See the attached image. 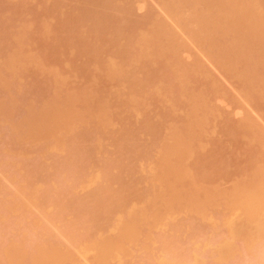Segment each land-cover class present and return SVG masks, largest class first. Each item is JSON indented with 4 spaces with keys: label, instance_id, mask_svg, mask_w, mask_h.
<instances>
[{
    "label": "rangeland",
    "instance_id": "obj_1",
    "mask_svg": "<svg viewBox=\"0 0 264 264\" xmlns=\"http://www.w3.org/2000/svg\"><path fill=\"white\" fill-rule=\"evenodd\" d=\"M56 1L57 5L55 4ZM79 1L80 3H78ZM103 1H107L112 8L109 7V5L107 7V4H104L105 2L103 3ZM163 1L164 0H0V32H2V34L0 33V264H43L44 259H48L47 261L44 260V264H57L59 260L63 264H264V99L252 97V90L247 91L249 89H253V91L256 89L257 91L259 88H262L260 86H264V73L262 74V71H250L249 75H246V77H248L247 82L249 81V83L246 82V84H248L250 88L247 87L249 89L246 90V85L244 87V84L238 79V73L237 76L231 74L228 71L229 69H227L229 66L227 68L224 67L226 64L225 62L223 64V60L221 62V64H223L222 66L219 64V61V63L216 62L217 60L214 58L216 57L215 55L218 54V50L210 47L212 43L206 39L207 42L203 44L205 40H203L204 42L202 41V36L205 32L203 33L202 30L201 32L203 34L198 33L203 25H198L199 22H192L194 20L191 19L194 16L191 15L199 11V8H197L198 4L196 5L193 0H187L188 3L191 2L192 4H188L185 2L186 0H183L185 4L187 3L185 5L181 0L180 3L182 2L185 5L183 6V4H181V8L185 7L184 9L186 11H183L184 9H179L182 10V15L176 16L174 11L169 12L165 8L164 2L167 1V3H169L171 0L169 2L168 0ZM90 2L93 4H90ZM98 2L99 5L103 3V6H98ZM94 3H96L97 6ZM73 4L76 6L74 7ZM169 4L166 5L168 8H170ZM192 5L196 8L194 9ZM188 6L192 7L187 9L186 7ZM75 8L77 10L78 8L80 9L76 11ZM85 8L91 9L92 14L94 13L91 15L90 12L92 16L90 17V23L89 19L85 18L84 15L82 16L81 13V9ZM170 9L173 10L174 8L171 6ZM193 9L195 11L197 9V12ZM204 9L205 8H203V10ZM71 10L77 13L72 14L73 12H71ZM130 10L131 12H129ZM188 11H191L192 14H190V12L188 13L191 17L187 14ZM104 13L106 15L102 16ZM107 13L115 17L111 19L112 24H110V21H107L109 18L107 20L105 19L109 16ZM94 15L96 19L99 18L103 21L101 22L97 19L96 22L92 23L91 18L96 20ZM152 15L157 16L151 19ZM82 17L86 20H82ZM188 17V21L184 20V22H182L184 18L186 19ZM122 18L124 20L127 19L125 21L126 23L128 21L132 22L131 24H137L138 22L141 24L143 22L142 27L146 28H140L141 25H138L139 27H137L139 29L133 27L135 30L132 29V33L130 29L128 30L123 27L125 22ZM153 19L155 21L160 20V23L157 22L159 25H161V23L162 25L166 24L164 28L161 27L167 29L165 32L166 34L164 33L162 38L160 36V34H163V32L160 33L162 29L160 28L159 36H157L158 33L154 30L155 33H157L155 35L157 36L155 40H158L154 43H158L163 39V42L168 44L167 49L172 45L173 48H170L169 50L171 51H168L165 49L166 47H162L164 50L160 47L157 51L159 60H152V62L148 57L156 55L155 51L157 49L154 51V49H151L152 46H149L151 50L148 49V52L145 54L146 51H144V48L148 47V44L143 46L142 43H145L144 40L147 38L146 34L154 36L153 33H150V31L153 32L154 26L157 24L155 21H152ZM104 20L105 24H103ZM66 21L72 22L71 24L73 26L68 24V22L65 26L64 22ZM189 21H191V23ZM97 22L100 23V25ZM181 22L186 29L181 25ZM93 26L96 27V29H94ZM111 26L113 28H110ZM194 26L196 28H194ZM228 27L224 29L226 32L228 31ZM204 28L207 29L206 26H204ZM155 29L157 30V27H155ZM190 29H194L195 34L194 30L191 32ZM76 30L80 35L76 34ZM114 31H116V33H114ZM126 31H130L131 33H127ZM205 31L210 30L208 28ZM212 31L215 32L213 29ZM212 31H210L211 34ZM99 32L100 34L98 35ZM104 32L106 35H104ZM246 32L247 30L243 32V34ZM73 33L80 37L82 36L83 39L86 38V40H90L88 42L83 40L86 42L84 44L83 41H81L82 38L80 39L79 37L80 43L77 37L78 41L74 38V42L71 43L72 39H70L69 42V37ZM247 33H249V35L251 34L250 31ZM247 33L246 35L249 36ZM119 34L122 35L119 36ZM197 34L202 42L199 37H197ZM200 34L202 36H200ZM170 35H173L172 39ZM135 36L140 40H136ZM158 37L161 39H158ZM178 38L179 41L177 40ZM194 38H198L197 41ZM209 38H211V36H209ZM148 39L150 40V37L147 38V41L150 42ZM91 40L96 43L94 44L96 50L92 51L93 53L90 51L91 54H87V52H85V47L86 44H92L90 42ZM117 40H119L120 43L124 42L126 45L124 43L123 45H125L126 48L128 45L129 47L135 45L133 50L135 49L136 53H129L131 55L124 53L123 55V53L120 54L117 52V46H119V44H115L119 42ZM172 41L173 44H169L172 43ZM181 43L185 46H180L182 45ZM210 43L211 45H209ZM162 44L163 43H161V45ZM136 45L140 46H138L139 49H137ZM179 47L182 48L180 49ZM161 49L164 52L161 51ZM140 50L144 52L143 54H145L144 56L146 58ZM138 51L141 53V56L137 54ZM148 53L150 54L148 55ZM166 53H169V55ZM132 55L138 58L135 59ZM176 55H179V58ZM130 56L133 58L131 62H129ZM158 56L156 58H158ZM179 59H181L184 65L186 64V67L188 66L191 68V70H189L190 75L186 72V76H183L185 75L184 70L186 68L182 65L183 63H179ZM113 61H117L115 63L117 64L115 66L119 65L117 68L121 66L120 68L124 70L118 69V73L120 70V75L118 74L120 80L110 77L116 75L117 72L110 75L109 72L106 71V69L108 71L113 69ZM127 62L133 64V66L131 64L128 65ZM144 62L146 65H143ZM170 62L171 64L177 65L176 69H178V72L181 70L178 73L180 77L174 76L172 71L175 68L172 71L168 68L170 72H167L165 66H170ZM107 64H109V66ZM140 65H143V68L145 66V68L142 69ZM229 65H231V63ZM240 65L233 66L238 70L243 68V66L241 67ZM171 67L174 66L171 65ZM115 68L116 67H114V71ZM138 68L140 69L137 70ZM234 68L232 67V69ZM141 69L144 71V76L141 73ZM171 72L173 74H170ZM233 72L236 71L233 70ZM162 73H164L163 76ZM124 75L125 77L128 76L127 79H129V75H131L130 78L132 79L133 75V80H128L127 83V80L124 81ZM135 75L139 78V82L136 83L139 84L138 86H136L134 82L138 80L135 78ZM171 75L174 78H172ZM158 79L160 82H158ZM141 82L146 89L143 88L144 86ZM176 84L177 87L180 86L177 89ZM157 86L159 88H157ZM137 87H139L140 91L137 90ZM84 89L87 90L86 93L89 91V96L90 92L93 94L90 100L84 97L87 94L81 95L83 91H85ZM247 92L249 93L248 95ZM243 94L245 95L243 96ZM251 94L252 96H249ZM80 95L86 98L88 102H91L87 103V101H84L85 99L83 97L84 100H82ZM100 101H103V103H100ZM91 103L95 107H92ZM11 104H13L14 107L13 105L8 106ZM190 105L193 108L190 107ZM62 106L67 109L64 110L69 114L70 119L68 115H66V117L62 116V118L52 115L62 109ZM31 109L32 111H29ZM64 110L58 112L63 114ZM90 111H93V114ZM166 111L167 115H165ZM33 113L36 115H33ZM26 114L27 116L30 115L29 118L32 119V122H35V128L36 125H39L38 122L36 124V121H38L36 119L41 115L42 117L40 116L41 118H39V120H46L44 122L45 125L47 124L44 126L45 129L42 130V124L40 125V130L42 131L38 130L36 131L37 133H34L36 130L34 128L35 130H32V133L30 129L33 128L32 125H34V123H31L32 125L30 124V128L26 127L28 125L24 126L22 124L27 121L23 120ZM60 114L58 113V115ZM171 114H174V116H169ZM27 116L26 118H28ZM34 116H36V119ZM63 118L64 120L66 119L65 122ZM28 120L29 123L30 119ZM43 121L41 123H43ZM56 135L59 137V140ZM121 140H126V142L120 143ZM67 144L70 145V147L68 146L66 148ZM167 147L169 149H167ZM170 149L174 150L173 153L169 151L172 155L168 153ZM196 155H199V157ZM204 155L206 156L204 157ZM113 157L115 159H113ZM200 159L202 161H200ZM204 160L207 161L206 164L209 166L206 170L210 168L207 173L205 172L206 170L203 169V173V171H200L202 169L197 167L198 163H201V167L202 165L204 166ZM167 163L169 164L167 165ZM192 163H196L197 166L196 164L195 166L194 164L192 165ZM158 165L160 166L157 167ZM176 165H178L177 167L179 169H175ZM187 169H189V171ZM167 170L172 172H174V170H179V173L174 172L175 174L170 172L171 175H176V178L172 177L171 180L174 181L171 184H173L172 186L175 189L179 187L178 190H185H183L184 192H182V190L179 191L182 193L179 194V202L176 203L172 201L175 203L173 204L176 208H174L173 204H170L173 208L166 206V202H168L169 205L170 201L167 200H169V196H171L166 193H169L170 187H172L170 183L168 184L170 187L167 186L169 190L165 187L167 185L166 183L170 181L168 178L171 177L169 173H165ZM196 171L202 174H197ZM205 174H208V176ZM163 175L165 178L166 175L169 176L167 179L161 181V179H164ZM201 175L205 177L203 178ZM159 176H161L160 179ZM118 178L121 179L117 180ZM116 181L118 182L116 183ZM259 182L261 183L259 184ZM108 183H111V185ZM125 183L127 187H125ZM103 184L107 186L109 191L100 189L105 187ZM123 185H125V188L121 189ZM97 186H99L98 191ZM104 189H106V187ZM191 190H193L194 195L198 191L197 196L195 195L197 198L194 197L196 200L200 198L198 201L193 200V202L196 201V205L194 203L195 206H189V203L186 202L190 199H187V197L185 198V196H188L187 194L191 193ZM134 191L135 193H133ZM97 192H99V198L94 197V195L92 198L91 194H98ZM103 194L105 195L103 196ZM113 194L117 197L119 195L121 196L117 198V203L120 201L121 204L119 203V205H117L116 203V205L113 204L112 207V202L110 201L114 199ZM181 197L184 199H181ZM96 198L97 200L95 201ZM236 198H238V200H235ZM81 201H83L84 205ZM98 201H100V203ZM193 202L190 203L193 204ZM230 202H232V204ZM85 204L87 205L85 206ZM198 204H200V206ZM82 205L83 207L81 208ZM95 205H97V207ZM105 206H107V208ZM100 207L102 211L99 209ZM166 207L170 208V210H166ZM160 211L162 212V216L159 215ZM147 213L149 214L147 215ZM133 217L137 220L135 218L133 219ZM98 219L99 221H97ZM137 221L140 226L137 227L140 228V230L136 227L133 228V230L138 229L139 233L136 232L138 230L133 231L129 229V231H132V234L129 233L128 236L131 238V235L135 233L134 236L137 235V237H139L134 238L133 236L134 240L132 238L128 240L125 232L122 231L125 227L123 228L121 226L122 224L127 226L124 223L129 222L128 224H131ZM175 222L177 223L175 224ZM94 229H97V232H94ZM120 234L122 236L125 235L123 236L126 237L125 241V238ZM113 241L122 248H119L114 242L113 244L118 249L114 250V248H112V250L111 247L113 245L111 243ZM104 243L107 245L106 247L110 249H107ZM45 248H47L48 251L50 249V253L55 251L54 254L50 256V259H52V256L56 255L53 257L54 259H49L47 253L49 255L50 253L48 251L46 252ZM103 248L104 251L102 250ZM101 250L104 253H101L102 255H106V253H108V255H106V258L104 257L105 261L103 262L102 259L100 263L98 260L100 261L101 259ZM107 250H110V252L112 251V253L109 254ZM67 252L68 256L66 254ZM42 255H45L46 258ZM107 256H109V258ZM60 262L58 264H61Z\"/></svg>",
    "mask_w": 264,
    "mask_h": 264
},
{
    "label": "bare ground",
    "instance_id": "obj_2",
    "mask_svg": "<svg viewBox=\"0 0 264 264\" xmlns=\"http://www.w3.org/2000/svg\"><path fill=\"white\" fill-rule=\"evenodd\" d=\"M62 1H63V0H62ZM69 1H70V0H69ZM73 1H74V0H73ZM77 1H78V0H77ZM86 1H87V0H86ZM90 1H91V0H90ZM99 1H100V0H99ZM164 1H165V0H164ZM164 1H163V2H164ZM169 1H170V0H168V2H169ZM180 1H181V0H173V1L171 0V1L169 2L170 4L167 3V1H165V2H164V3H165V8H166L169 12H170V11H171V12L174 11V12L176 13V16H181V15H182V12H181L182 10H179V9H184L185 7H184V8H181V7H182L181 4H183L184 2H183V0H182L183 3H182V2L180 3ZM190 1H191V0H190ZM194 1H195V2H194ZM20 2H21V1H20ZM71 2H72V1H71ZM94 2H95V1H94ZM104 2H105V1H103V3H104ZM178 2H179V3H178ZM185 2H187V0H186ZM193 2H194L196 5L198 4L197 8H199V11L197 12V9H196V11L194 10L196 7H194L195 5L193 4V5H194V6L192 5V6L194 7L193 10H194L195 12H197V13L193 12V13H195V14H192L191 11H188L187 14L190 12V14H192L191 16L194 15V16L191 18V19L194 20V21H192V20L190 19L192 22H196V23L199 22L198 25H201V24L203 25V27H202V29L200 30V32H198V33H202V32L204 33V32H205V34H204L203 36L200 34V36L203 37V38H202V41L205 40V42L203 41V42H204L203 44H205V43L207 42V40H209V41L212 43V45H213V46H212L211 43H210V44H209V45H211L210 47H212L213 49H217V50H218V54H217V51H216V54H217V55H215L216 57H215V56H214L215 58L213 57L215 60H217L216 62L219 61L220 63H219V62H218V63H219L221 66H222V65L224 64V62H225L226 65H224V67L227 68V67L229 66V68H227V69H229L228 71H229L231 74H233V75L235 74V76H237V75L239 74V75H238V76H239L238 79H240V81L244 84V87H245V85H246V90L249 89L250 87L248 86V84H246V82H247V80H248V79H247L248 77H246V75H247V74L249 75L250 71H252V72H255V71L260 72V71H262L261 73H262V74L264 73V0H193ZM56 3H57V1L55 2V4H56ZM61 3H62V2H61ZM78 3H80V1H79ZM87 3H88V2H87ZM91 3H92V2H90V4H91ZM96 3H97V2H96ZM96 3H94V4L96 5ZM103 3H102V5H99V2H98V6H103ZM166 3L170 5V6L168 5L170 8H171V6H172L174 9L171 10L170 8H168V7L166 6V5H167ZM187 3H188V2H187ZM187 3H186V4H187ZM190 3H191V2H190ZM190 3H188V4H190ZM92 4H93V3H92ZM104 4H107V7H108V5H109V4L107 3V1H106ZM125 4H126V3H125ZM184 4H185V3H184ZM184 4H183V6L186 5V4H185V5H184ZM191 4H192V3H191ZM56 5H57V4H56ZM68 5H69V4H68ZM73 5H74V4H73ZM87 5H88V4H87ZM95 5H94V6H95ZM162 5H163V4H162ZM179 5H180V6H179ZM200 5H201V8H200ZM75 6H76V5H74V7H75ZM77 6H78V5H77ZM96 6H97V5H96ZM104 6H106V5H104ZM123 6H124V5H123ZM128 6H129V5H128ZM192 6H190V7H192ZM64 7H65V6H64ZM71 7H72V6H71ZM78 7H79V6H78ZM86 7H87V6H86ZM91 7H92V6H91ZM107 7H106V8H107ZM109 7H111V6L109 5ZM190 7L188 6V7H186V8H187V9H188V8L190 9ZM48 8H49V7H48ZM82 8H83V7H82ZM93 8H94V7H93ZM111 8H112V7H111ZM126 8H127V7H126ZM129 8H130V7H129ZM203 8H205V9L203 10ZM51 9H52V8H51ZM55 9H56V8H55ZM55 9H54V10H55ZM73 9H74V8H73ZM79 9H80V8H78V10H77V9L75 8L76 11H79ZM94 9H96V8H94ZM120 9H121V8H120ZM48 10H49V9H48ZM81 10H82V11H81L82 16L84 15L85 18L89 19V23H90V22H91V21H90V17H92L91 15H93L94 13L92 14L91 9L89 10V9H86V8H85V9H81ZM108 10H109V8H108ZM202 10H203V11H202ZM46 11H47V10H46ZM68 11H69V10H68ZM165 11H166V10H165ZM177 11H179V12H177ZM183 11H186V10L184 9ZM71 12H73V10H71ZM90 12H91V15H90ZM94 12H95V11H94ZM96 12H97V10H96ZM110 12H111V11H110ZM121 12H123V11H121ZM129 12H131V10H130ZM174 12H173V13H174ZM46 13H47V12H46ZM74 13H77V12L74 11L72 14H74ZM173 13H172V14H173ZM178 13H179V14H178ZM48 14H49V12H48ZM50 14H52V13H50ZM79 14H80V13H79ZM98 14H99V13H98ZM107 14L109 15V13H107ZM124 14H125V12H124ZM126 14H127V13H126ZM148 14H149V13H148ZM154 14H155V13H154ZM180 14H181V15H180ZM183 14H184V13H183ZM190 14H188L189 17H191ZM196 14H197V15H196ZM95 15H96V14H95ZM95 15H94V17H95ZM105 15H106L105 13L102 14V16H105ZM127 15H128V14H127ZM195 15H196V16H195ZM12 16H13V14H12ZM76 16H77V15H76ZM102 16H101V17H102ZM114 16H115V15H114ZM119 16H123V15H119ZM119 16H118V17H119ZM135 16H136V15H135ZM147 16H148V15H147ZM156 16H157V15H156ZM156 16H153V15H152V16H151V19L154 18V17H156ZM97 17H100V16H97ZM125 17H127V16H125ZM137 17H138V16H137ZM173 17H174V16H173ZM186 17H187V16H186ZM189 17L186 18V19L184 18L183 21L180 20V19H179V20L182 21V22H184V20H187V21H188V20H189ZM46 18H47V17H46ZM108 18H109V19H108ZM113 18H115V17H113V15L110 14V15L107 16V18H105V19H106V20L108 19L107 21H110V24H112V23H111V19H113ZM180 18H181V17H180ZM68 19H69V18H68ZM83 19H84V18L82 17V20H83ZM95 19H96V17H95ZM97 19H98V21H101L99 18H97ZM97 19L94 20L93 18H91L92 23H93V22H96ZM128 19H129V18H128ZM140 19H141V18H140ZM148 19H149V18H148ZM151 19H149V20H151ZM181 19H182V18H181ZM1 20H2V19H1ZM10 20H11V19H10ZM69 20H70V19H69ZM84 20H86V19H84ZM114 20H115V19H114ZM122 20H124V19L122 18ZM126 20H127V19H126ZM126 20H124V22H125ZM132 20H133V19H132ZM175 20H176V18H175ZM40 21H41V20H40ZM70 21H71V20H70ZM102 21H103V20H102ZM102 21H101V22H102ZM107 21H106V23H107ZM130 21H131V20H130ZM146 21H148V20H146ZM152 21H155V20L153 19ZM159 21H160V20H159ZM159 21H155V22L157 23V22H159ZM191 21H189V22L191 23ZM0 22H1V21H0ZM2 22H3V21H2ZM67 22H68V21L64 22V23H65V26L67 25ZM77 22H78V21H77ZM84 22H85V21H84ZM113 22H114V21H113ZM155 22H154V23H155ZM178 22H179V21H178ZM182 22H181V25H182ZM71 23H72V22H68V24H71ZM97 23H98V22H97ZM97 23H96V24H97ZM125 23H126V22H125ZM125 23H124V26H123V27H124L125 29H128V30L130 29L131 32H132V29L135 30V28L137 29V28L139 27L138 25H141V26H140V28H141L143 22H142L141 24H139V22H138L137 24L135 23L136 25H135V24H131L132 22H129V21H128L126 24H125ZM159 23H160V22H159ZM159 23H157V24L154 26L153 32L150 31V33H151V34L153 33L154 36H152V35L149 36L148 34H146V35H147V38L150 37V40L148 39L150 42H148V41H147V38H146V39L144 40L145 43H142L143 46H144L145 44H148V45H147L148 47H145V48H144V49H145L144 51H146L145 54L148 52L147 50H148L151 46H152L151 49H154V51H155V49H157V50L155 51V52H156V55H153V56L151 55L152 57H151V56L148 57V59L151 60V61H152V60L155 61V60H157V59L159 60V56L157 55V51H158V49H160V47L162 48L163 46H164L163 48L166 47L165 49H167V46H168V44H165V43L163 42V39H161V38L164 36V33L167 31L166 28L163 29L164 26H165L166 24H163V25H162V23H161V25H159ZM176 23H177V22H176ZM19 24H20V23H19ZM52 24H53V23H52ZM62 24H63V22H62ZM73 24H74V23H73ZM96 24H95V25H96ZM98 24L100 25V23H98ZM103 24H105V20H104ZM147 24H148V23H147ZM71 25H72V24H71ZM71 25H68V26H71ZM92 25H93V24H92ZM107 25H108V24H107ZM120 25H121V24H120ZM122 25H123V23H122ZM144 25H145V24H144ZM157 25H159V26H157ZM186 25H187V22H186ZM188 25H189V23H188ZM191 25H192V24H191ZM194 25H195V24H194ZM232 25H233V26H232ZM5 26H6V25H5ZM5 26H4V28H5ZM8 26H9V25H8ZM59 26H60V25H59ZM72 26H73V25H72ZM75 26H76V25H75ZM108 26H109V25H108ZM137 26H138V27H137ZM161 26H162L163 28H162ZM182 26L184 27V25H182ZM189 26H190V25H189ZM189 26H188V28H189ZM196 26H197V25H196ZM204 26H206L207 29L209 28L210 31H212V29L215 30V32L212 31V34H211L210 31H205V30H207V29L204 28ZM228 26H229V27H228ZM0 27H1V26H0ZM15 27H16V26H15ZM91 27H92V26H91ZM97 27H98V26H97ZM105 27H106V25H105ZM133 27H135V28H133ZM155 27H157V30L155 29ZM166 27H167V26H166ZM227 27H228V29H227L228 31L226 32L224 29L227 28ZM6 28H7V27H6ZM69 28H70V27H69ZM93 28L96 29V27H94V26H93ZM93 28H92V29H93ZM103 28H104V27H103ZM110 28H113V27L111 26ZM110 28H109V29H110ZM142 28H143V27H142ZM145 28H146V27H145ZM145 28H143V29H145ZM160 28L162 29L161 32H160ZM184 28H185V27H184ZM188 28H187V29H188ZM194 28H196V27L194 26ZM203 28H204V29H203ZM222 28H223V29H222ZM71 29H72V28H71ZM138 29H139V28H138ZM143 29H141V30H143ZM158 29H159V30H158ZM169 29H170V28H169ZM185 29H186V28H185ZM198 29H199V28H198ZM8 30H9V28H8ZM8 30H7V31H8ZM74 30H75V29H74ZM134 30H133V31H134ZM154 30L158 33L157 36H159V34L163 32V34H160L161 38L158 37V39L160 38L161 40H160L158 43L156 42L157 44L154 43L155 41H158V40H155V39L157 38V36H155L157 33H155ZM163 30H165V31H163ZM170 30H171V29H170ZM188 30H189V29H188ZM190 30H191V29H190ZM192 30H194V29H192ZM192 30H191V32H193ZM202 30H203V31H202ZM216 30H217V31H216ZM222 30H224L225 32H224V31L221 32ZM231 30H232V31H231ZM246 30H247V32L250 31V33H251L250 35H251V36H250L249 33H247V32H246V33H247L249 36H247L246 33L243 34V32H245ZM4 31H5V30H4ZM21 31H22V30H21ZM95 31H96V30H95ZM95 31H93V32H95ZM98 31H99V29H98ZM103 31H104V30H103ZM111 31H112V30H111ZM136 31H137V30H136ZM136 31H135V32H136ZM171 31H172V30H171ZM171 31H170V32H171ZM185 31H186V30H185ZM201 31H202V32H201ZM28 32H29V31H28ZM73 32H74V31H73ZM76 32H77V30H76ZM93 32H92V33H93ZM121 32H122V31H121ZM126 32H127V31H126ZM128 32L131 33L130 31H128ZM128 32H127V33H128ZM159 32H160V33H159ZM170 32H168V33H170ZM189 32H190V31H189ZM208 32H209L210 34H209ZM213 32H214L215 34H214ZM0 33L2 34V32H0ZM34 33H35V32H34ZM64 33H65V32H64ZM64 33H63V34H64ZM71 33H72V32H71ZM92 33H91V34H92ZM109 33H110V31H109ZM114 33H116V31H114ZM122 33H123V32H122ZM132 33H133V32H132ZM136 33H137V32H136ZM148 33H149V32H148ZM150 33H149V34H150ZM172 33H173V31H172ZM203 33H202V34H203ZM206 33H208V34H206ZM32 34H33V33H32ZM58 34H59V33H58ZM65 34H66V33H65ZM76 34H79V32H77ZM76 34H75V33L71 34V36L69 37V42H70V39H72V42H71V43L74 42V40H75L74 38L77 39V37H78V39H79L80 36H78V35H76ZM96 34H97V32H96ZM99 34H100V32L98 33V35H99ZM134 34H135V33H134ZM138 34H139V33H138ZM165 34H166V33H165ZM187 34H188V33H187ZM189 34H191V33H189ZM194 34H195V30H194ZM242 34H243V35H242ZM252 34H253V35H252ZM33 35H34V34H33ZM79 35H80V34H79ZM82 35H84V34H82ZM85 35H86V34H85ZM88 35H89V34H88ZM88 35H87V36H88ZM101 35H102V34H101ZM104 35H106L105 32H104ZM120 35H122V34H119V36H120ZM131 35H132V34H131ZM162 35H163V36H162ZM197 35H198V34H197ZM208 35L211 36V38H209ZM245 35H246V36H245ZM63 36H64V35H63ZM68 36H69V35H68ZM73 36H75V37H73ZM132 36H134V35H132ZM132 36H131V37H132ZM172 36H173V35H172ZM172 36L170 35L171 39H172ZM175 36H176V34H175ZM206 36H207V38H206ZM72 37H73V38H72ZM100 37H101V36H100ZM135 37H136V36H135ZM145 37H146V36H145ZM152 37H153L154 40L152 39ZM191 37H192V36H191ZM193 37H194V36H193ZM197 37H199V35H198ZM212 37H213V38H212ZM67 38H68V37H67ZM81 38H82V39H81ZM88 38H89V37H88ZM97 38H98V36H97ZM101 38H102V37H101ZM106 38H107V37H106ZM112 38H114V37H112ZM168 38H169V36H168ZM173 38H175V37H173ZM78 39H77V41H78ZM80 39H81V41L86 40V38L83 39L82 36L80 37ZM80 39H79V41H80ZM98 39H99V38H98ZM135 39H136V40H140V39H137V37H136ZM151 39H152L153 41H152ZM171 39H170V40H171ZM194 39H196V38H194ZM197 39H198V38H197ZM197 39H196V41H197ZM199 39H200V37H199ZM206 39H207V40H206ZM232 39H233V41H232ZM25 40H26V39H25ZM89 40H90V39H89ZM89 40H86V41L88 42ZM92 40H93V39H92ZM92 40L90 41L92 44H90V43H89V45L86 44L85 52H87V54L90 53V51H91V53H93L92 51L96 50V47H94V44H96V43H95L94 41H92ZM103 40H104V39H103ZM115 40H116V39H115ZM126 40H127V39H126ZM128 40H129V39H128ZM132 40H133V39H132ZM136 40H135V41H136ZM165 40H166V39H165ZM170 40H169V41H170ZM174 40H175V39H174ZM177 40L179 41V38H178ZM181 40H182V39H181ZM181 40H180V41H181ZM81 41H80V43H81ZM95 41H96V39H95ZM117 41H119V40H117ZM117 41H116V42H117ZM129 41H130V40H129ZM129 41H128V43H129ZM167 41H168V40H167ZM200 41H201V39H200ZM202 41H201V42H202ZM26 42H27V41H26ZM75 42H76V41H75ZM104 42H105V41H104ZM139 42H140V41H139ZM139 42H137V43H139ZM147 42H148V43H147ZM160 42L163 43V44L161 45ZM170 42H171V41H170ZM181 42H182V41H181ZM198 42H199V41H198ZM83 43L85 44L86 42L83 41ZM114 43H115V42H114ZM123 43H124V42H123ZM123 43H122V42L120 43V41L117 42V43H115V44H117V45L119 44V46H117V52H119L120 54L123 53V55H124V53H125V54L127 53V55H128L129 53H131V54L136 53V50H135V49H134L135 51L133 50V48L135 47V45H134L133 47H129V45H128V47L126 48V46H125L126 44L124 43L125 45H123ZM126 43H127V41H126ZM174 43H175V42H174ZM176 43L178 44L177 41H176ZM15 44H16V43H15ZM84 44H82V45H84ZM139 44L141 45V42H140ZM155 44H156V45H155ZM169 44L172 45V44H173V41H172V43H169ZM181 44H182V43H181ZM82 45H80V46H82ZM130 45H132V44H130ZM153 45H154V46H153ZM160 45H161V46H160ZM165 45H166V46H165ZM197 45H198V44H197ZM14 46H15V45H14ZM59 46H60V45H59ZM76 46H77V43H76ZM136 46H137V49H139V48H138L139 45H136ZM149 46H150V47H149ZM155 46H157V47H155ZM158 46H159V47H158ZM175 46H176V44H175ZM180 46H185V45L182 44V45H180ZM200 46H201V45H200ZM206 46H207V45H206ZM57 47H58V46H57ZM139 47H140V46H139ZM204 47H205V46H204ZM83 48H84V47H83ZM146 48H147V49H146ZM163 48H162V49H163ZM170 48H173V45H172ZM170 48L168 47L167 50H168V51H171V50H169ZM179 48L181 49L182 47H179ZM206 48H207V47H206ZM52 49H53V48H52ZM58 49H59V48H58ZM76 49H77V48H76ZM106 49H107V48H106ZM151 49H149V50H151ZM162 49H161V51L164 50V49H163V50H162ZM174 49H176V48H174ZM180 49H179V52H180ZM207 49L210 50L209 48H207ZM78 50H79V49H78ZM88 50H89V51H88ZM53 51H54V50H53ZM60 51H61V50H60ZM99 51H100V50H99ZM114 51H115V50H114ZM129 51H130V52H129ZM172 51H173V50H172ZM175 51H176V50H175ZM61 52H62V51H61ZM95 52H96V51H95ZM95 52H94V53H95ZM97 52H98V51H97ZM110 52H111V51H110ZM133 52H134V53H133ZM140 52H141L142 54L144 53V52H142L141 50H140ZM163 52H164V51H163ZM179 52H178V54H179ZM210 52H211V51H210ZM212 52H213V50H212ZM212 52H211V53H212ZM49 53H50V52H49ZM91 53H90V54H91ZM141 53H139V51H138L137 54L140 55ZM150 53H151V52H150ZM150 53H148V55H149ZM158 53H159V52H158ZM169 53H170V52H169ZM169 53H168V54L166 53V54L169 55ZM214 53H215V52H214ZM63 54H64V53H63ZM116 54H117V53H116ZM120 54H119V55H120ZM131 54H129V55H131ZM145 54H143V56H144ZM152 54H153V53H152ZM159 54H160V53H159ZM174 54H177V53H174ZM209 54H210V53H209ZM56 55H57V54H56ZM92 55H93V54H92ZM108 55H109V54H108ZM135 55H136V54H135ZM164 55H165V53H164ZM54 56H55V55H54ZM69 56H70V55H69ZM89 56H90V55H89ZM132 56H133V55H132ZM132 56L129 57V58H130V59H129V62H131V59L133 60V58H135V59L138 58V57H136L137 55H136V56H133V58H132ZM140 56H141V55H140ZM154 56H155V57H154ZM157 56H158V58H156ZM176 56H177V55H176ZM178 56H179V55H178ZM178 56H177V57H178ZM209 56H210V55H209ZM60 57H61V56H60ZM144 57H145V56H144ZM150 57L153 58V59H151ZM161 57H162V56H161ZM161 57H160V58H161ZM164 57H165V56H164ZM169 57H170V56H169ZM173 57H174V56H173ZM94 58H95V57H94ZM118 58H119V57H118ZM124 58H125V57H124ZM145 58H146V57H145ZM145 58H144V59H145ZM154 58H156V59H154ZM165 58H166V57H165ZM174 58H175V57H174ZM178 58H179V57H178ZM178 58H177V59H178ZM216 58H217V59H216ZM120 59H121V58H120ZM125 59H126V58H125ZM135 59H134V60H135ZM139 59H140V58H139ZM167 59H168V57H167ZM170 59H171V57H170ZM170 59H169V60H170ZM140 60H141V59H140ZM163 60H164V58H163ZM169 60H168V61H169ZM222 60H223V64H221ZM117 61H118V59H117ZM117 61H116V62H117ZM144 61L146 62L147 60H144ZM153 61H152V62H153ZM170 61H171V60H170ZM178 61H179V63L181 62V64L183 63V62L181 61V59H179ZM178 61H176V62H178ZM116 62L113 61V63H112V64H114V65H113V69H112V67H111V65H110V67H111L112 70H109V71H108L106 68H105V69H106L107 72H109L110 75H111V74H114V73L117 72L116 75H112V76H110L109 74H108V75H109L110 77H112L113 79H114V78H117V80H120V76H118V74L120 75V70H119V73H118V69H121V68H120L121 66H120L119 68H117L119 65H118V66H115V65H117V64H115ZM119 62H120V61H119ZM145 62H144L143 65H146ZM147 62H148V61H147ZM172 62H173V61H172ZM198 62H199V61H198ZM200 62H201V61H200ZM214 62H215V61H214ZM228 62H229V64L231 63V65H229ZM127 63H128V62H127ZM141 63H143V62H141ZM162 63H163V62H162ZM174 63H175V62H174ZM218 63H216V64H218ZM124 64H125V63H124ZM130 64H131V63H130ZM130 64L128 63V65H130ZM163 64H164V63H163ZM167 64H168V63H167ZM197 64H198V63H197ZM200 64H201V63H200ZM240 64H241V65H240ZM80 65H81V64H80ZM107 65L109 66V64H107ZM121 65H122V64H121ZM125 65H126V64H125ZM128 65H127V66H128ZM131 65L133 66V64H131ZM143 65H140V67H142ZM147 65H148V64H147ZM165 65H166V64H165ZM171 65L174 66V67H171ZM178 65H179V64H178ZM182 65H184V63H183ZM185 65H186V64H185ZM185 65H184V66H185ZM195 65H196V64H195ZM233 65H240L241 67L243 66V68H242V69H241V68L238 69V70H239V71H238L237 69L234 68ZM90 66H91V65H90ZM104 66H106V65H104ZM123 66H124V65H123ZM137 66H138V65H137ZM137 66H136V67H137ZM161 66H162V65H161ZM167 66H168V65H167ZM167 66H165L167 72H170V70L172 71V70L175 68V69L172 71V72L174 73V76H176V77L179 76V77H180V75H178V73L181 71V70H180V69H181V68H180V65H179V68H180V69H179V70H180L179 72H178V69H176V66H177L176 64H171V62H170V66H168V67H167ZM199 66H200V65H199ZM106 67H107V66H106ZM114 67H116V68H115V71H114ZM134 67H135V66H134ZM147 67H148V66H147ZM162 67H163V66H162ZM170 67H171V68H170ZM181 67H183V66H181ZM187 67H188V66H187ZM187 67L185 66L186 69H187ZM232 67H233L234 69H232ZM235 67H236V66H235ZM237 67H239V66H237ZM62 68H63V67H62ZM78 68H79V67H78ZM123 68H124V67H123ZM144 68H145V66H144ZM144 68L142 67V69H144ZM154 68H155V67H154ZM168 68H169L170 70H169ZM177 68H178V67H177ZM200 68H202V67H200ZM230 68H231V69H230ZM108 69H110V68H108ZM116 69H117V70H116ZM139 69H140V68H138L137 70H139ZM142 69H141V71H142L141 73L143 74L144 71H143ZM182 69H183V68H182ZM186 69H185V70H186ZM197 69H198V68H197ZM37 70H38V69H37ZM83 70H84V69H83ZM121 70H123V69H121ZM145 70H146V69H145ZM147 70H148V69H147ZM155 70H156V69H155ZM155 70H154V71H155ZM168 70H169V71H168ZM176 70H177V71H176ZM185 70H184L185 75H183L184 73H183L182 75H183V76H186V72H187V74L190 75L189 70H191V68L188 67V69H187L188 71H187V70L185 71ZM200 70H201V69H200ZM225 70H226V69H225ZM231 70H232V71H231ZM233 70L236 71V72H233ZM242 70H243V71H242ZM67 71H68V70H67ZM110 71H111V73H110ZM113 71H114V72H113ZM123 71H124V70H123ZM164 71H165V69H164ZM174 71H175V72H174ZM182 71H183V70H182ZM240 71H241V72H240ZM125 72H126V71H125ZM146 72H147V71H146ZM162 72H163V71H162ZM172 72H171L170 74H173ZM176 72H177V73H176ZM196 72H197V71H196ZM200 72H201V71H200ZM88 73H89V72H88ZM136 73H137V72H136ZM136 73H135V74H136ZM175 73H176V74H175ZM237 73H238V74H237ZM29 74H30V73H29ZM85 74H86V73H85ZM152 74H153V73H152ZM163 74H164V73H162V76H163ZM255 74H256V73H255ZM90 75H91V74H90ZM144 75H145V74H143V76H144ZM146 75H148V74H146ZM159 75H160V74H159ZM182 75H181V76H182ZM194 75H195V74H194ZM194 75H193V77H194ZM198 75H199V74H198ZM198 75H197V76H198ZM242 75H243V76H242ZM113 76H114V77H113ZM116 76H117V77H116ZM129 76L131 77V75H129ZM135 76H136V75H135ZM149 76H150V75H149ZM151 76H152V75H151ZM165 76H166V75H165ZM169 76H170V75H169ZM171 76H172V75H171ZM191 76H192V74H191ZM191 76H190V77H191ZM195 76H196V75H195ZM201 76H202V75H201ZM261 76H262V75H261ZM93 77H94V76H93ZM127 77H128V76H127ZM127 77H125V75H124L123 78H124V81L127 80V83H128V80H133V77H134V76L132 75V79H131L130 77H129V79H127ZM152 77H153V76H152ZM160 77H161V75H160ZM160 77H159V78H160ZM241 77H242V78H241ZM47 78H48V77H47ZM118 78H119V79H118ZM123 78H121V79H123ZM135 78H137V76H136ZM141 78H142V77H141ZM145 78H146V76H145ZM155 78H156V77H155ZM172 78H174V77L172 76ZM181 78H182V77H181ZM186 78H187V77H186ZM235 78H236V77H235ZM137 79H138V80H135V81H134L136 86L139 85V84H136V83L139 82V78H137ZM152 79H153V78H152ZM175 79H176V78H175ZM190 79H192V78H190ZM241 79H242V80H241ZM170 80H171V79H170ZM172 80H173V79H172ZM192 80H193V79H192ZM249 80H250V79H249ZM51 81H52V80H51ZM103 81H104V80H103ZM121 81H122V80H121ZM121 81H119V82H121ZM124 81H123V82H124ZM136 81H137V82H136ZM142 81H143V79H142ZM147 81H148V80H147ZM179 81H180V80H179ZM201 81H202V80H201ZM235 81H236V80H235ZM259 81H260V80H259ZM117 82H118V81H117ZM117 82H116V83H117ZM158 82H160L159 79H158ZM170 82H171V81H170ZM7 83H8V82H7ZM60 83H61V82H60ZM102 83H103V82H102ZM105 83H106V82H105ZM108 83H109V81H108ZM108 83H107V84H108ZM125 83H126V82H125ZM131 83H132V82H131ZM131 83H130V84H131ZM143 83H144V82H143ZM148 83H149V82H148ZM150 83H151V81H150ZM188 83H189V82H188ZM247 83H249V81H248ZM251 83H252V82H251ZM44 84H45V83H44ZM114 84H115V83H114ZM132 84H134V83H132ZM141 84H142V82H141ZM141 84H140V86H141ZM153 84H154V83H153ZM177 84H178V83H177ZM177 84H176V89L180 87V86L177 87ZM196 84H197V83H196ZM239 84H240V83H239ZM243 84H242V85H243ZM14 85H15V84H14ZM82 85H83V84H82ZM117 85H118V84H117ZM142 85L144 86V84H142ZM145 85H146V84H145ZM151 85H152V84H151ZM184 85H185V84H184ZM240 85H241V84H240ZM260 85H261V84H260ZM263 85H264V84H263ZM6 86H7V85H6ZM88 86H89V85H88ZM133 86H134V85H133ZM173 86H175V85H173ZM257 86H258V85H257ZM72 87H73V86H72ZM89 87H90V86H89ZM100 87H101V86H100ZM198 87H199V86H198ZM206 87H207V86H206ZM215 87H216V86H215ZM219 87H220V86H219ZM247 87H249V88H247ZM254 87H255V86H254ZM260 87H262V88H259L257 91H256V89H255L256 92L253 91V89H249V90H247V91L252 90L251 93L253 94V96H252V94L249 95V96H252V97H255V98L258 97V98H260V99H264V86H260ZM10 88H11V87H10ZM127 88H129V87H127ZM137 88H138L137 90H139V87H137ZM143 88L146 89L145 86H144ZM157 88H159V87L157 86ZM165 88H166V87H165ZM201 88H202V87H201ZM252 88H253V87H252ZM130 89H131V88H130ZM133 89H136V88H133ZM141 89H142V87H141ZM145 89H144V90H145ZM204 89H205V88H204ZM84 90H85V91H83V94H81V93H80V94H81V95H85V94H87V95H85L84 97H87V100H90V98L93 97V96H92L93 94H91V92H90V96H89V95H88L89 91H88V93H86L87 90H86V89H84ZM137 90H136V91H137ZM196 90H197V89H196ZM196 90H195V91H196ZM239 90H240V89H239ZM243 90H244V89H243ZM261 90H262V91H261ZM13 91H14V90H13ZM65 91H66V90H65ZM81 91H82V90H81ZM131 91H133V90H131ZM139 91H140V90H139ZM142 91H143V90H142ZM157 91H158V90H157ZM175 91H176V90H175ZM179 91H180V90H179ZM128 92H129V91H128ZM150 92H152V91H150ZM150 92H149V93H150ZM176 92H177V91H176ZM210 92H211V91H210ZM253 92H254V93H253ZM14 93H15V91H14ZM32 93H33V92H32ZM56 93H57V92H56ZM122 93H123V92H122ZM134 93H135V92H134ZM137 93H138V91H137ZM149 93H148V94H149ZM123 94H124V93H123ZM139 94H140V93H139ZM168 94H169V93H168ZM248 94H249V93L247 92V95H248ZM81 95H80V97L82 98L83 96H81ZM127 95H128V94H127ZM131 95H132V94H131ZM136 95H137V94H136ZM149 95H150V94H149ZM169 95H171V94H169ZM195 95H197V94H195ZM200 95H201V94H200ZM244 95H245V94H243V96H244ZM88 96H89V98H88ZM84 97H83V98H84ZM95 97H96V96H95ZM143 97H144V96H143ZM156 97H158V96H156ZM173 97H174V96H173ZM247 97H248V96H247ZM67 98H68V97H67ZM83 98H82V100L85 99L84 101H87L86 98H84V99H83ZM201 98H202V97H201ZM65 99H66V98H65ZM68 99H69V98H68ZM166 99H167V98H166ZM260 99H259V100H260ZM15 100H16V99H15ZM59 100H60V99H59ZM71 100H72V99H71ZM91 100H92V99H91ZM169 100H170V99H169ZM255 100H256V99H255ZM13 101H14V100H13ZM16 101H17V100H16ZM55 101H56V100H55ZM62 101H63V100H62ZM10 102H11V101H10ZM89 102H91V101H89ZM89 102L87 101V103H89ZM94 102H95V101H94ZM123 102H124V101H123ZM171 102H172V101H171ZM171 102H170V103H171ZM174 102H175V100H174ZM259 102H260V101H259ZM262 102H263V101H262ZM84 103H85V102H84ZM92 103H93V102H92ZM92 103H91V104H92ZM100 103H103V101H102V102L100 101ZM175 103H176V102H175ZM178 103H179V102H178ZM182 103H183V102H182ZM17 104H18V103H17ZM64 104H65V103H64ZM85 104H86V103H85ZM85 104H84V105H85ZM117 104H118V103H117ZM125 104H126V103H125ZM129 104H130V103H129ZM164 104H165V103H164ZM171 104H173V103H171ZM176 104H177V103H176ZM176 104H175V105H176ZM12 105H13V104L8 105V106H12ZM51 105H52V104H51ZM68 105H69V104H68ZM98 105H99V104H98ZM156 105H157V104H156ZM181 105H182V104H181ZM4 106H5V105H4ZM69 106H70V105H69ZM69 106H68V107H69ZM87 106H88V105H87ZM87 106H86V108H87ZM91 106H92V107H95V106H93V104H92ZM99 106H100V105H99ZM157 106H158V105H157ZM165 106H166V105H165ZM176 106H177V105H176ZM2 107H3V106H2ZM13 107H14V105H13ZM13 107H12V108H13ZM31 107H32V106H31ZM52 107H53V106H52ZM62 107H63V106H62ZM181 107H182V106H181ZM190 107H192V106L190 105ZM8 108H9V107H8ZM127 108H128V107H127ZM166 108H167V106H166ZM192 108H193V107H192ZM4 109H5V108H4ZM64 109L67 110V109L64 108V107H63L62 109H60V110H64ZM71 109H72V108H71ZM90 109H92V108H90ZM95 109H96V108H95ZM169 109H170V107H169ZM6 110H7V108H6ZM60 110H58V111H60ZM65 110H64V112H65ZM170 110H171V109H170ZM205 110H207V109H205ZM4 111H5V110H4ZM24 111H25V108H24ZM29 111H32V109L29 110ZM53 111H54V110H53ZM58 111H57V113L54 112V113H56V114H52V113H51V114L54 115V116H57V117H59V118H60V117L62 118V116H65V117H66V115L69 116V114L66 113V112H65V113L63 112V114H62V113L60 114V112H58ZM71 112H72V111H71ZM90 112L92 113L93 111H90ZM98 112H99V111H98ZM98 112H97V113H98ZM100 112H101V110H100ZM160 112H161V111H160ZM189 112H190V111H189ZM8 113H9V112H8ZM48 113H49V112H48ZM48 113H47V114H48ZM58 113H59L60 115H58ZM94 113H95V112H94ZM101 113H102V112H101ZM171 113H172V112H171ZM202 113H203V112H202ZM10 114H11V113H10ZM29 114H30V113H29ZM92 114H93V113H92ZM92 114H91V115H92ZM114 114H116V113H114ZM146 114H147V113H146ZM169 114H170V113H169ZM30 115H31V114H30ZM30 115L27 116V114H26V116H27L28 118H26V116H25V117H24L25 119L23 118V120H27V121H26V122H23V123L21 122V123H22L24 126L28 125L29 127L26 126L27 128H30V127H31V125H32L31 123H34V125H32L33 128L30 129V131H31L32 133H33L32 130H35V129H36V130L34 131V133H35L36 131L40 130V125L43 124V127L47 125V124L45 125V123H44L46 120L43 121V120L41 119V120L43 121V123H41L42 121H40L39 118H41L42 116L40 115V116H41V117H40V116L37 115V116H38L37 119L35 118L36 116H34V118H35L36 120H38V121H36L35 119H34V120L36 121V124H37V122H38L39 125H36V128H35V127H34V126H35V122H34V121H33V122L31 121L32 119L29 118ZM33 115H36V114L33 113ZM131 115H132V114H131ZM153 115H155V114H153ZM163 115H164V114H163ZM163 115H162V116H163ZM165 115H167V111H166V114H165ZM31 116H32V115H31ZM100 116H101V114H100ZM160 116H161V115H160ZM169 116H174V114H171V115H169ZM200 116H202V115H200ZM132 117H133V116H132ZM132 117H131V118H132ZM165 117H166V116H165ZM167 117H168V116H167ZM177 117H178V115H177ZM180 117H181V116H180ZM205 117H206V116H205ZM32 118H33V116H32ZM169 118H171V117H169ZM210 118H211V117H210ZM0 119H1V118H0ZM11 119H12V118H11ZM28 119H30V122H29V123H28V121H29ZM67 119H68V118H67ZM69 119H70V116H69ZM117 119H118V118H117ZM122 119H123V118H122ZM127 119H128V118H127ZM163 119H164V118H163ZM177 119H178V118H177ZM23 120H22V121H23ZM50 120H51V119H50ZM150 120H151V119H150ZM175 120H176V119H175ZM179 120H180V119H179ZM39 121H40V122H39ZM52 121H53V120H52ZM55 121H56V120H55ZM63 121L65 122L66 119L64 120V118H63ZM122 121H123V120H122ZM176 121H177V120H176ZM120 122H121V121H120ZM131 122H132V121H131ZM131 122H130V123H131ZM161 122H162V121H161ZM177 122H178V121H177ZM9 123H10V122H9ZM26 123H27V124H26ZM193 123H194V122H193ZM30 124H31V125H30ZM50 124H51V123H50ZM194 124H195V123H194ZM53 125H54V124H53ZM62 125H63V124H62ZM203 125H204V124H203ZM6 126H7V125H6ZM24 126H23V127H24ZM179 126H180V125H179ZM197 126H198V125H197ZM4 127H5V126H4ZM17 127H18V126H17ZM43 127H41L42 130L45 129V127H44V128H43ZM82 127H83V126H82ZM34 128H35V129H34ZM122 128H123V127H122ZM186 128H187V127H186ZM233 128H234V127H233ZM233 128H232V129H233ZM9 129H10V127H9ZM63 129H64V128H63ZM117 129H118V127H117ZM119 129H120V128H119ZM235 129H236V128H235ZM42 130H40V131H42ZM84 130H85V129H84ZM122 130H123V129H122ZM139 130H140V129H139ZM256 130H257V129H256ZM40 131H39V132H40ZM48 131H49V130H48ZM48 131H46V132H48ZM109 131H110V130H109ZM131 131H132V130H131ZM200 131H201V130H200ZM61 132H62V131H61ZM114 132H115V131H114ZM125 132H126V131H125ZM135 132H136V131H135ZM161 132H162V131H161ZM184 132H185V131H184ZM193 132H194V130H193ZM193 132H192V134H193ZM195 132H196V130H195ZM227 132H228V131H227ZM36 133H37V132H36ZM44 133H45V132H44ZM82 133H84V132H82ZM106 133H107V132H106ZM130 133H131V132H130ZM136 133H137V132H136ZM198 133H199V132H198ZM30 134H31V133H30ZM63 134H64V133H63ZM80 134H81V133H80ZM110 134H111V133H110ZM115 134H116V133H115ZM128 134H129V133H128ZM128 134H127V135H128ZM84 135H85V134H84ZM111 135H112V134H111ZM144 135H145V134H144ZM188 135H189V134H188ZM197 135H198V134H197ZM56 136H57V135H56ZM63 136H64V135H63ZM251 136H252V135H251ZM57 137H58V136H57ZM78 137H79V136H78ZM78 137H77V138H78ZM120 137H121V136H120ZM132 137H133V136H132ZM261 137H262V136H261ZM74 138H75V137H74ZM110 138H111V136H110ZM139 138H140V137H139ZM53 139H54V138H53ZM56 139H57V138H56ZM56 139H55V140H56ZM83 139H84V138H83ZM103 139H104V138H103ZM120 139H121V138H120ZM123 139H124V138H123ZM128 139H129V138H128ZM130 139H131V138H130ZM151 139H152V138H151ZM151 139H150V140H151ZM159 139H160V138H159ZM186 139H187V138H186ZM257 139H258V138H257ZM259 139H260V138H259ZM58 140H59V137H58ZM58 140H57V141H58ZM112 140H113V138H112ZM51 141H52V139H51ZM57 141H56V142H57ZM60 141H61V140H60ZM77 141H78V140H77ZM83 141H85V140H83ZM133 141H134V140H133ZM151 141H152V140H151ZM13 142H14V141H13ZM71 142H73V141H71ZM117 142H118V141H117ZM122 142H126V140H124V141L121 140L120 143H122ZM130 142H131V141H130ZM49 143H50V142H49ZM61 143H62V142H61ZM73 143H74V142H73ZM78 143H79V142H78ZM95 143H96V142H95ZM113 143H114V142H113ZM136 143H137V142H136ZM139 143H140V142H139ZM58 144H59V143H58ZM71 144H72V143H71ZM75 144H76V143H75ZM75 144H74V145H75ZM263 144H264V143H263ZM125 145H126V144H125ZM39 146H40V145H39ZM45 146H46V145H45ZM45 146H43V147H45ZM68 146L70 147V145L67 144V145H66V148H67ZM71 146H72V145H71ZM123 146H124V145H123ZM148 146H149V145H148ZM19 147H20V146H19ZM41 147H42V146H41ZM56 147H57V146H56ZM56 147H55V148H56ZM87 147H88V146H87ZM87 147H86V148H87ZM103 147H104V146H103ZM169 147H170V146H169ZM74 148H75V147H74ZM76 148H77V147H76ZM80 148H81V147H80ZM91 148H92V147H91ZM125 148H126V147H125ZM149 148H150V147H149ZM42 149H44V148H42ZM78 149H79V148H78ZM88 149H89V148H88ZM92 149H93V148H92ZM143 149H144V148H143ZM167 149H169V148L167 147ZM167 149H166V151H167ZM173 149H174V148H173ZM263 149H264V148H263ZM128 150H129V148H128ZM135 150H136V149H135ZM151 150H152V149H151ZM175 150H176V149H175ZM39 151H40V150H39ZM75 151H76V150H75ZM169 151H170V152L172 151V153L174 152V150H172V149L168 150V153H169ZM207 151H208V150H207ZM73 152H74V151H73ZM148 152H149V151H148ZM150 152H151V151H150ZM186 152H187V151H186ZM127 153H128V152H127ZM172 153H171V154L169 153V155H172ZM195 153H196V152H195ZM50 154H51V152H50ZM59 154H60V153H59ZM130 156H131V155H130ZM148 156H149V155H148ZM180 156H181V155H180ZM196 156H197V155H196ZM205 156H206V155H204V157H205ZM55 157H57V156H55ZM89 157H90V156H89ZM91 157H92V156H91ZM145 157H146V156H145ZM194 157H195V156H194ZM197 157H199V155H198ZM45 158H46V157H45ZM87 158H88V157H87ZM135 158H136V157H135ZM143 158H144V157H143ZM201 158H202V157H201ZM207 158H208V157H207ZM113 159H115V158L113 157ZM126 159H127V158H126ZM140 159H141V158H140ZM203 159H205V158H203ZM211 159H212V158H211ZM85 160H86V159H85ZM109 160H110V159H109ZM177 160H178V159H177ZM181 160H182V159H181ZM195 160H196V159H195ZM52 161H53V160H52ZM58 161H59V160H58ZM89 161H90V160H89ZM93 161H94V160H93ZM101 161H102V160H101ZM162 161H163V160H162ZM172 161H173V159H172ZM182 161H183V160H182ZM193 161H194V160H193ZM200 161H202V160L200 159ZM200 161H199V162H200ZM113 162H114V161H113ZM163 162H164V161H163ZM163 162H162V164H163ZM204 162H205V164H204V166L202 165V167L200 166L201 163H200V164L198 163V166H197V164L195 163L196 166H197L198 168H201V169H202V170L199 169L200 171H203V169L206 170V169L209 167L208 164H206L207 161L204 160ZM210 162H211V160H210ZM217 162H218V161H217ZM53 163H54V162H53ZM90 163H91V161H90ZM116 163H117V162H116ZM121 163H122V162H121ZM174 163H175V162H174ZM174 163H173V164H174ZM202 163H203V162H202ZM43 164H44V163H43ZM48 164H49V163H48ZM82 164H83V163H82ZM106 164H107V163H106ZM110 164H111V163H110ZM130 164H131V163H130ZM168 164H169V163H167V165H168ZM180 164H182V163H180ZM189 164H190V163H189ZM193 164H194V163H192V165H193ZM195 164H194V166H195ZM41 165H42V164H41ZM85 165H86V164H85ZM103 165H104V164H103ZM128 165H129V164H128ZM170 165H172V164H170ZM170 165H169V166H170ZM183 165H184V164H183ZM183 165H182V166H183ZM192 165H191V167H192ZM206 165H207V167H206ZM209 165H211V164H209ZM229 165H230V164H229ZM43 166H44V165H43ZM124 166H125V165H124ZM159 166H160V165H158L157 167H159ZM177 166H178V165H176L175 169H176V168L179 169ZM230 166H231V165H230ZM40 167H41V166H40ZM44 167H45V166H44ZM86 167H87V166H86ZM136 167H137V166H136ZM183 167H184V166H183ZM197 167H196V170L198 169ZM210 167H211V166H210ZM221 167H222V166H221ZM101 168H102V167H101ZM116 168H117V166H116ZM162 168H163V167H162ZM172 168H173V167H172ZM172 168H171V169H172ZM102 169H103V168H102ZM126 169H127V168H126ZM181 169H182V167H181ZM181 169H180V170H181ZM211 169H212V168H211ZM214 169H215V168H214ZM37 170H38V169H37ZM104 170H106V169H104ZM159 170H160V169H159ZM159 170H158V171H159ZM161 170H163V169H161ZM164 170H165V169H164ZM187 170L189 171V169H187ZM187 170H186V171H187ZM208 170H210V168H209ZM208 170H206L205 172L207 173ZM45 171H46V170H45ZM117 171H118V170H117ZM172 171H173V169H172ZM172 171H168V170H167V172L165 171V173H166V174L169 173V175H170L171 177L168 178L169 175H166V178H165V176L163 175V176H164V177H163L164 179H161V181H162V180H165V179L168 178V179L171 181V182L169 181L168 183H166L167 185H166L165 187L169 186V185H168L169 183H170L171 186L173 185V184H171V183H172L174 180L172 181L171 179H172V177H173V178H174V177L176 178V175H175V176H174V175H171L170 172H172ZM176 171H177V170H174L175 173H179V172H178L179 170H178L177 172H176ZM188 171H187V173H188ZM197 171H198V170H197ZM197 171H196V173H197ZM211 171H212V170H211ZM225 171H226V170H225ZM262 171H263V170H262ZM106 172H107V171H106ZM119 172H120V171H119ZM124 172H125V170H124ZM174 172H172V173H174ZM194 172H195V171H194ZM209 172H210V171H209ZM219 172H220V171H219ZM112 173H113V172H112ZM129 173H130V172H129ZM161 173H162V172H161ZM175 173H174V174H175ZM180 173H181V172H180ZM203 173H204V171H203ZM26 174H27V173H26ZM40 174H41V173H40ZM103 174H105V173H103ZM133 174H134V173H133ZM197 174H202V173H197ZM213 174H214V173H213ZM88 175H89V174H88ZM114 175H115V174H114ZM118 175H119V174H118ZM189 175H190V172H189ZM205 175L208 176V174H205ZM210 175H211V173H210ZM244 175H245V174H244ZM247 175H248V174H247ZM261 175H262V174H261ZM29 176H30V175H29ZM143 176H144V175H143ZM195 176H196V175H195ZM202 176H203V178L205 177L204 175H201V177H202ZM212 176H213V175H212ZM27 177H28V176H27ZM102 177H103V176H102ZM114 177H116V176H114ZM114 177H113V178H114ZM157 177H158V176H157ZM160 177H161V176H159V179H160ZM201 177H200V178H201ZM219 177H220V176H219ZM109 178H110V177H109ZM116 178H117V177H116ZM140 178H141V177H140ZM208 178H209V177H208ZM217 178H218V177H217ZM255 178H256V177H255ZM259 178H260V176H259ZM261 178H263V177H261ZM111 179H112V178H111ZM119 179H121V178H118L117 180H119ZM128 179H129V178H128ZM143 179H144V178H143ZM154 179H155V178H154ZM206 179H207V178H206ZM252 179H254V178H252ZM36 180H37V179H36ZM108 180H110V179H108ZM177 180H180V179H177ZM203 180H205V179H203ZM249 180H250V179H249ZM78 181H79V180H78ZM122 181H123V180H122ZM205 181H206V180H205ZM252 181H253V180H252ZM257 181H258V179H257ZM259 181H260V180H259ZM73 182H74V181H73ZM117 182H118V181H116V183H117ZM177 182H178V181H177ZM180 182H181V181H180ZM186 182H187V181H186ZM112 183H113V182H112ZM114 183H115V182H114ZM132 183H133V182H132ZM175 183H176V182H175ZM187 183H188V182H187ZM255 183H258V182H255ZM260 183H261V182H259V184H260ZM262 183H263V181H262ZM108 184L111 185V183H108ZM125 184H126V183H125ZM130 184H131V183H130ZM154 184H155V183H154ZM250 184H251V182H250ZM74 185H75V184H74ZM74 185H73V186H74ZM103 185H104V184H103ZM106 185H107V183H106ZM118 185H119V184H118ZM121 185H122V184H121ZM149 185H150V184H149ZM174 185H175V184H174ZM257 185H258V184H257ZM104 186H105V185H104ZM112 186H113V184H112ZM124 186H125V185H123V187H121V189L127 187V184H126L125 187H124ZM192 186H193V185H192ZM247 186H248V185H247ZM254 186H256V185H254ZM59 187H60V186H59ZM102 187H103V186H102ZM105 187H106V189H104ZM105 187H104V188H100V189L103 190V191H106V190L109 191V189L107 188V186H105ZM110 187H111V186H110ZM110 187H109V188H110ZM113 187H114V186H113ZM130 187H131V186H130ZM162 187H163V186H162ZM169 187H170V186H169ZM175 187H177V186H175ZM98 188H99V186H97V191H98ZM111 188H112V187H111ZM145 188H146V187H145ZM178 188H179V187H178ZM178 188L175 189V188H173V186H172V187H170V190H169V188L167 187V189H168L170 192L168 191L169 193H166V194H170V195H171V196L168 195V196L170 197V199H171V200H170V199L167 200V201H170L169 205H168V202H166L165 200H163V201L166 202V204H167L166 206H167V207L170 206V204H173L174 202H176V203L179 202V199H178V198H179V194H182V193H180L179 191L182 190V189L178 190ZM204 188H205V187H204ZM53 189H54V188H53ZM119 189H120V188H119ZM127 189H128V188H127ZM167 189H166V190H167ZM190 189H191V187H190ZM192 189H193V188H192ZM197 189H198V188H197ZM244 189H245V188H244ZM2 190H3V189H2ZM183 190H184V189H183ZM183 190H182V192L185 191V190H184V191H183ZM241 190H242V189H241ZM94 191H95V190H94ZM103 191H102V192H103ZM125 191H126V190H125ZM163 191H164V189H163ZM189 191H190V190H189ZM191 191H192L191 193H188V194H187L188 196H185V198L187 197V199H190V200H187V201L184 200V201H186V202L189 203V206H190V205H191V206L194 205V203L200 199V198H199L198 200H196V199L194 198V197L197 196V192H198V191H197V192L195 191V192H196V193H195L196 196L194 195L193 190H191ZM223 191H224V190H223ZM245 191H246V190H245ZM92 192H93V191H92ZM111 192H112V191H111ZM117 192H118V189H117ZM164 192H165V191H164ZM177 192H178V193H177ZM215 192H217V191H215ZM240 192H241V191H240ZM89 193H90V192H89ZM97 193H98V194H96V193H95V194H91V195H92V198H93V195H94V197H98L99 192H97ZM114 193H115V192H114ZM118 193H119V192H118ZM118 193H117V194H118ZM123 193H124V191H123ZM133 193H135V191H134ZM157 193H158V192H157ZM162 193H163V192H162ZM232 193H233V192H232ZM245 193H246V192H245ZM245 193H243V194H245ZM4 194H5V193H4ZM128 194H129V193H128ZM223 194H224V193H223ZM51 195H53V194H51ZM95 195H96V196H95ZM104 195H105V194H103V196H104ZM164 195H165V194H164ZM183 195H184V193H183ZM200 195H202V194H200ZM215 195H216V194H215ZM225 195H226V194H225ZM228 195H230V194H228ZM81 196H82V195H81ZM113 196H114V194H113ZM119 196H120V195H119ZM119 196H118V197H117V196H114V197H113L114 199H112V201H110V202H112V207H113V204L116 205V203H117V198H120V197H121V196H120V197H119ZM180 196H181V195H180ZM220 196H221V195H220ZM233 196H235V195H233ZM231 197H232V196H231ZM243 197H244V196H243ZM70 198H71V197H70ZM98 198H99V197H98ZM101 198H102V197H101ZM101 198H100V199H101ZM159 198H160V196H159ZM182 198H183V197H181V199H182ZM196 198H197V197H196ZM215 198H216V197H215ZM221 198H222V197H221ZM238 198H239V197H238ZM238 198H236L235 200H238ZM79 199H80V198H79ZM167 199H168V198H167ZM172 199H173V200H172ZM181 199H180V200H181ZM183 199H184V198H183ZM232 199H234V198H232ZM232 199H231V201H232ZM81 200H82V198H81ZM83 200H84V199H83ZM87 200H88V199H87ZM96 200H97V198L95 199V201H96ZM119 200H120V199H119ZM177 200H178V201H177ZM193 200H196V201L193 202ZM229 200H230V198H229ZM78 201H79V200H78ZM88 201H89V200H88ZM103 201H105V200H103ZM146 201H147V200H146ZM146 201H145V202H146ZM172 201H174V202H172ZM74 202H75V201H74ZM76 202H77V201H76ZM81 202L83 203V201H81ZM98 202L100 203V201H98ZM101 202H102V201H101ZM153 202H154V201H153ZM165 202H164V203H165ZM186 202H185V203H186ZM190 202H193V204H191ZM42 203H43V202H42ZM82 203H81V204H82ZM86 203H87V202H86ZM88 203H89V202H88ZM92 203H93V202H92ZM119 203H120V201L117 203V205H119ZM185 203H184V205H185ZM230 203L232 204V202H230ZM235 203H236V202H235ZM250 203H251V202H250ZM78 204H80V203H78ZM78 204H77V205H78ZM120 204H121V203H120ZM123 204H124V203H123ZM174 204H175V203H174ZM174 204H173V206H174V208H176ZM201 204H202V202H201ZM255 204H256V203H255ZM49 205H50V204H49ZM74 205H75V204H74ZM74 205H73V206H74ZM83 205H84V203H83ZM83 205L81 206V208L83 207ZM86 205H87V204H85V206H86ZM88 205H89V204H88ZM97 205H98V204H97ZM97 205H95V206L97 207ZM102 205H103V204H102ZM163 205H164V204H163ZM180 205H181V204H180ZM195 205H196V203H195ZM195 205H194V206H195ZM198 205L200 206V204H198ZM85 206H84V207H85ZM171 206H172V205H171ZM171 206H170V208H173V206H172V207H171ZM178 206H179V205H178ZM76 207H78V206H76ZM76 207H75V209H76ZM96 207H95V211H96ZM98 207H99V206H98ZM105 207L107 208V206H105ZM108 207H110V206H108ZM115 207H116V206H115ZM120 207H121V205H120ZM167 207H166V210H167V209L170 210V208H167ZM180 207H181V206H180ZM183 207H184V206H183ZM183 207H182V208H183ZM61 208H62V207H61ZM79 208H80V206H79ZM81 208H80V209H81ZM118 208H119V206H118ZM177 208H179V207H177ZM186 208H187V207H186ZM244 208H245V207H244ZM83 209H84V208H83ZM93 209H94V208H93ZM99 209H101V207H100ZM161 209H162V208H161ZM164 209H165V206H164ZM73 210H74V209H73ZM77 210H78V209H77ZM110 210H111V209H110ZM117 210H119V209H117ZM117 210H116V211H117ZM162 210H163V209H162ZM162 210H161V211H162ZM171 210H172V209H171ZM248 210H249V209H248ZM78 211H79V210H78ZM88 211H89V210H88ZM90 211H91V210H90ZM97 211H98V210H97ZM101 211H102V209H101ZM101 211H100V212H101ZM151 211H152V210H151ZM154 211H155V210H154ZM158 211H159V210H158ZM161 211L159 212V215L162 214ZM164 211H165V210H164ZM172 211H173V210H172ZM174 211H175V210H174ZM188 211H189V210H188ZM58 212H59V211H58ZM81 212H82V211H81ZM83 212H84V211H83ZM98 212H99V211H98ZM165 212H166V211H165ZM169 212H171V211H169ZM241 212H242V211H241ZM72 213H73V212H72ZM77 213H79V212H77ZM96 213H97V212H96ZM144 213H145V212H144ZM171 213H172V212H171ZM61 214H62V213H61ZM109 214H110V213H109ZM126 214H127V213H126ZM148 214H149V213H147V215H148ZM152 214H153V213H152ZM164 214H165V213H164ZM92 216H93V215H92ZM96 216H97V214H96ZM98 216H99V215H98ZM157 216H158V215H157ZM161 216H162V215H161ZM109 217H110V216H109ZM148 217H149V216H148ZM134 218H135V217H133V219H134ZM140 218H141V217H140ZM143 218H145V217H143ZM146 218H147V217H146ZM104 219H105V218H104ZM135 219H136V218H135ZM136 220H137V219H136ZM140 220H141V219H140ZM179 220H180V219H179ZM97 221H99V219H98ZM113 221H114V220H113ZM131 221H132V219H131ZM133 221H134V220H133ZM142 221H143V220H142ZM142 221H141V222H142ZM87 222H89V221H87ZM92 222H93V221H92ZM94 222H95V221H94ZM85 223H86V222H85ZM128 223H129V222H128ZM128 223H124V224H126L127 226H124V225L122 224L121 227H123V228L125 227L124 229L122 228V229H123L122 231L125 232L126 237H128V238H127L128 240H130L131 238L134 240V238L137 237V235L134 236V235H135V233H134L133 235H131V238H130V236H128V234L131 233L132 231H129V229L133 230V228H135V227L138 228L137 226H139V223H138V221L136 222V223H138V224H136L135 222H134V223H131V222H130L132 225H131V224H128ZM176 223H177V222H175V224H176ZM142 224H143V223H142ZM145 224H146V223H145ZM147 224H148V223H147ZM85 225H86V224H85ZM102 225H103V224H102ZM109 225H110V224H109ZM109 225H108V226H109ZM106 226H107V225H106ZM169 226H170V225H169ZM139 227H140V226H139ZM170 228H171V227H170ZM191 228H192V227H191ZM251 228H252V227H251ZM125 229H127V230H125ZM138 229L140 230V228H138ZM138 229H135V230H133V231H136V230H138ZM144 229H145V228H144ZM194 229H195V228H194ZM92 230H93V229H92ZM96 230H97V229H96ZM96 230L94 229V232H97ZM139 230L136 231V232L139 233ZM142 232H143V231H142ZM189 233H190V232H189ZM85 234H86V233H85ZM88 234H89V233H88ZM96 234H97V233H96ZM121 234H124V233H121ZM121 234H120V235H121ZM131 234H132V233H131ZM86 235H87V234H86ZM142 235H143V234H142ZM92 236H94V235H92ZM92 236H91V237H92ZM121 236H122V235H121ZM121 236H120V237H121ZM123 236H125V235H123ZM123 236H122V237H123ZM133 236H134V238H133ZM120 237H119V238H120ZM126 237H123V238H125L124 241L126 240ZM138 237H139V236H138ZM138 237H137V238H138ZM145 237H146V236H145ZM92 238H93V237H92ZM107 238H108V237H107ZM129 238H130V239H129ZM85 240H86V239H85ZM85 240H84V241H85ZM90 240H91V239H90ZM99 240H100V239H99ZM116 240H117V239H116ZM138 241H139V240H138ZM81 242H82V241H81ZM107 242H108V241H107ZM114 242H115V241H113V242L111 243V244L113 245V246L111 247V249L114 248V250H115V249H118V248L115 247V245L113 244ZM117 242H118V241H117ZM120 242H121V241H120ZM141 242H142V241H141ZM141 242H140V243H141ZM108 243H109V242H108ZM115 243H116V242H115ZM132 243H133V241H132ZM102 244H103V243H102ZM102 244H101V245H102ZM143 244H144V243H143ZM108 245H109V244H108ZM116 245H117V243H116ZM139 245H140V244H139ZM146 245H147V244H146ZM98 246H99V245H98ZM104 246L106 247L107 245H105V243H104ZM109 246H110V245H109ZM117 246H118V245H117ZM99 247H100V246H99ZM101 247H103V246H101ZM118 247H119V246H118ZM141 247H142V246H141ZM143 247H144V246H143ZM106 248H107V247H106ZM108 248H109V247H108ZM108 248H107V249H108ZM119 248H122V247H119ZM99 249H100V248H99ZM109 249H110V248H109ZM43 250H44V249H43ZM45 250H46V252L48 251L47 248H45ZM51 250H52V249H51ZM102 250L104 251V248H103ZM102 250H101V251H102ZM105 250H106V249H105ZM112 250H113V249H112ZM12 251H13V250H12ZM98 251H99V250H98ZM103 251L100 252V254L103 253ZM14 252H15V251H14ZM42 252H43V251H42ZM48 252L50 253V249H49ZM52 252H53V253H50V255L47 253V256H49V259H50V256H51L52 254H54L55 251H52ZM57 252H58V251H57ZM57 252H56V253H57ZM59 252H60V251H59ZM107 252H109V254L112 253V251L110 252V250H107ZM219 252H220V251H219ZM72 253H73V252H72ZM105 253H106V252H105ZM14 254H15V253H14ZM14 254H13V255H14ZM41 254H42V253H41ZM44 254H45V253H44ZM66 254H67V256H68V252H67ZM66 254H65V255H66ZM103 254H104V253H103ZM121 254H122V253H121ZM13 255H12V256H13ZM58 255H59V254H58ZM65 255H64V256H65ZM72 255H73V254H72ZM101 255H102V254H101ZM101 255H100V257H101L100 261L98 260V262H100V263H101V260H102V259H103V262L105 261L104 259L106 258V255H108V253H106V255H102V256H101ZM217 255H218V254H217ZM38 256H39V255H38ZM42 256H45V255H42ZM54 256H56V255H54ZM54 256H52V259H54V258H53ZM61 256H63V255H61ZM109 256H110V255H109ZM109 256H107V257L109 258ZM40 257H41V256H40ZM102 257H103V258H102ZM104 257H105V258H104ZM14 258H15V257H14ZM45 258H46V256H45ZM73 258H74V257H73ZM36 259H37V258H36ZM40 259H41V258H40ZM52 259H50V260H52ZM61 259H65V258H61ZM6 260H7V259H6ZM13 260H14V259H13ZM44 260H46V259H44ZM44 260H43V264L45 263ZM47 260H48V259H47ZM47 260H46V261H47ZM50 260H49V262H50ZM56 260H57V259H56ZM67 260H68V258H67ZM226 260H227V259H226ZM25 261H26V260H25ZM64 261H65V260H64ZM228 261H229V260H228ZM26 262H27V261H26ZM35 262H36V261H35ZM41 262H42V261H41ZM54 262H55V261H54ZM54 262H53V263H54ZM59 262H60V260L58 261V263H59ZM98 262H97V263H98ZM226 262H227V261H226ZM39 263H40V262H39ZM50 263H51V262H50ZM58 263H57V264H58ZM60 263H61V262H60ZM37 264H38V263H37ZM61 264H63V263H61ZM70 264H71V263H70ZM105 264H106V263H105Z\"/></svg>",
    "mask_w": 264,
    "mask_h": 264
}]
</instances>
